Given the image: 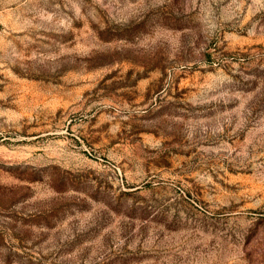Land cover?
Returning a JSON list of instances; mask_svg holds the SVG:
<instances>
[{
  "label": "rangeland",
  "instance_id": "obj_1",
  "mask_svg": "<svg viewBox=\"0 0 264 264\" xmlns=\"http://www.w3.org/2000/svg\"><path fill=\"white\" fill-rule=\"evenodd\" d=\"M0 264H264V0H0Z\"/></svg>",
  "mask_w": 264,
  "mask_h": 264
}]
</instances>
